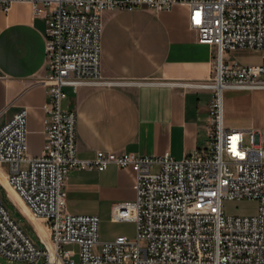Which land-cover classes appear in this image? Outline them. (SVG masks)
Listing matches in <instances>:
<instances>
[{"label": "built area", "instance_id": "1", "mask_svg": "<svg viewBox=\"0 0 264 264\" xmlns=\"http://www.w3.org/2000/svg\"><path fill=\"white\" fill-rule=\"evenodd\" d=\"M22 1L46 22L43 82L49 120L37 156L28 154L26 108L0 127V172L29 212L44 220L53 254L38 232L41 247L10 215L1 194L0 254L23 264H264V148L256 130L225 125L222 99L227 88L264 89V0H0V10ZM175 5L187 8L197 41L215 47L211 78L167 82L212 92L208 145L179 160L168 152L142 156L104 150L92 159L79 158L77 114L63 108L64 89L121 84L100 73L102 11L162 12ZM240 49L258 52L260 61L225 58ZM109 164L135 172L134 200L110 210L111 221L133 222L135 235L99 241L97 215L67 210L65 182L71 169L102 171ZM224 200H253L257 209L252 215L226 214Z\"/></svg>", "mask_w": 264, "mask_h": 264}, {"label": "crops", "instance_id": "2", "mask_svg": "<svg viewBox=\"0 0 264 264\" xmlns=\"http://www.w3.org/2000/svg\"><path fill=\"white\" fill-rule=\"evenodd\" d=\"M101 18L100 73L104 79L120 80L121 84L64 89L63 108L77 114V156L92 159L98 150L142 156L168 152L179 160L186 152L207 146L212 92L167 84L206 81L213 74L215 47L197 41L196 32L188 25L187 8L104 10ZM45 33V18L34 16L28 1L12 3L7 12L0 10V127L26 108L29 156L41 153L45 120H49L44 109L48 102L43 82ZM246 52L257 54L260 61L258 52L247 49L226 52L225 58L244 64L259 62L242 61ZM229 89L247 92L249 98L233 105L223 102L224 123L225 118L231 123L238 121L225 125L252 128L260 135L259 130L264 129V89L227 88L223 93ZM134 183L131 167L109 164L102 171L71 169L65 182L66 208L74 214L97 215L99 222L111 221L113 204L134 200ZM1 187L27 217L6 187ZM119 235L128 236L117 231L111 238L99 239L98 232V239L108 241Z\"/></svg>", "mask_w": 264, "mask_h": 264}, {"label": "rangeland", "instance_id": "3", "mask_svg": "<svg viewBox=\"0 0 264 264\" xmlns=\"http://www.w3.org/2000/svg\"><path fill=\"white\" fill-rule=\"evenodd\" d=\"M242 61H244V62H257V61H259V56L255 53H252V52L251 53L246 52L245 56L242 58ZM222 98H223L224 103H226V104L230 103L233 105L236 103L238 104V102L245 101L246 99L249 98V95L247 92H244V91H236V90L229 89V91L227 93H225V94L223 93ZM225 107H226V105H225ZM231 115H232V113H231ZM232 122L237 123L238 121H236V122L232 121ZM225 123H226V125H228L229 123H231V121L228 122L227 119L225 118ZM233 123H231V124H233ZM259 132H260V138H261L260 145L262 146V148H264V129L259 130ZM244 143L249 144L248 136H246V135L244 137ZM156 169H157V167L154 166L153 170H156ZM4 178H5V175L0 172V181L8 190L9 195L17 202V204H19L21 206L20 201H19L16 193L12 189H10L9 187H7L5 185ZM0 194H1L2 200L5 204V206L7 207L10 215L22 226V228L27 232V234L31 237V239L38 246L41 247L42 243L38 239L36 230L30 224V222L33 223V221H31V219H29L31 217L29 215H27V213L25 212V210H23L22 207H21L22 211L28 217H24L20 213V211L18 210V208L16 207L14 202L11 201V199L6 195L5 191L2 189L1 186H0ZM223 209H224L226 214H230V215H252L256 212L257 203H256V201H253V200H240V201L224 200L223 201ZM43 222H44V220L35 218L34 223H35L36 227L39 229L42 236L46 239H49L46 229L43 227V224H41ZM117 231H122L130 237H133L135 235L134 225L130 222L129 223H122V224H115V223H112L108 219H104V220H101L98 224L99 239L111 238L112 236L115 235V233ZM69 247H74V246H69ZM74 259H75V261H77L78 260L77 256H75ZM0 264H23V263L10 261L0 254Z\"/></svg>", "mask_w": 264, "mask_h": 264}, {"label": "bare ground", "instance_id": "4", "mask_svg": "<svg viewBox=\"0 0 264 264\" xmlns=\"http://www.w3.org/2000/svg\"><path fill=\"white\" fill-rule=\"evenodd\" d=\"M4 180H5V185L7 186V187H9L10 189H12L11 188V186L7 183V180H6V178H4ZM1 182V181H0ZM2 183V182H1ZM13 190V189H12ZM8 191V190H7ZM14 191V190H13ZM15 192V191H14ZM9 193V192H8ZM16 193V192H15ZM17 195V194H16ZM17 197H18V199H19V201H20V204H21V207L23 208V210H25V212L27 213V215H29L31 218H29V219H31V221H33V224H34V226L36 227V225H35V217L29 212V210H28V208L26 207V205L24 204V202L21 200V198L17 195ZM28 217V216H27ZM36 229H37V231H38V233H39V235L46 241V243H47V245H48V247L51 249V253L53 254V247H52V245H51V243H50V241H49V239H46V238H44L43 236H42V234L40 233V231H39V229L36 227Z\"/></svg>", "mask_w": 264, "mask_h": 264}]
</instances>
